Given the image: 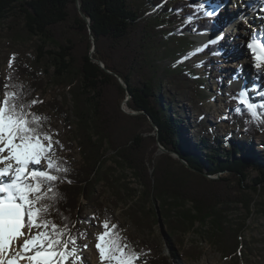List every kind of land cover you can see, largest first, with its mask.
<instances>
[{
  "label": "trees",
  "instance_id": "16d2710c",
  "mask_svg": "<svg viewBox=\"0 0 264 264\" xmlns=\"http://www.w3.org/2000/svg\"><path fill=\"white\" fill-rule=\"evenodd\" d=\"M200 4L197 0H0V25L7 23V35L15 42L41 43H34L36 56L17 57L12 73L0 75V100L5 92L18 94L16 102L28 106L29 119L39 117L43 133H53L54 122L66 127L70 153L51 159L67 172L50 170L60 177L55 182L58 212L53 210L47 219L62 229L66 225L76 241L82 200L95 201L91 198L100 183L113 189L116 207L122 201L137 230L162 220L167 238L178 242L190 231L208 228L210 245L225 258L238 256L245 228L229 219L230 212L240 207L248 216L254 209L264 214V152L256 156L241 144L222 145V138L204 125L207 90L199 89L189 68L174 61L184 45L176 37L217 28L213 17L198 13ZM194 27L197 32L190 30ZM179 28L177 36H171ZM48 42L59 52H43ZM187 42L190 49L194 43ZM217 51V43L205 49L204 70ZM165 60L172 64L163 66ZM48 86L65 91L61 98L43 102L37 94ZM234 100L245 118L238 139L251 141L264 135V109L259 107L264 97L253 104L257 119L239 102V95ZM184 103L198 115L191 130L192 146L185 138V127L191 125L186 123ZM124 104L136 115L126 114ZM160 147L178 154L184 163L168 154L154 159ZM107 150L113 152L116 166L130 171L140 189L130 188L122 176L112 179ZM107 223L116 225L119 238L137 253L136 264L140 255L149 259L148 264L178 260L173 253L170 258L160 254L149 258L112 217ZM185 254L190 260L201 256L189 249Z\"/></svg>",
  "mask_w": 264,
  "mask_h": 264
},
{
  "label": "rangeland",
  "instance_id": "374dc122",
  "mask_svg": "<svg viewBox=\"0 0 264 264\" xmlns=\"http://www.w3.org/2000/svg\"><path fill=\"white\" fill-rule=\"evenodd\" d=\"M197 1L202 3L200 4L202 6L201 8L195 7L197 9H202L201 12L198 13H202L203 15H205V13H212L213 16H218V19H215V22L219 30H215L216 32L212 31L187 34L181 37H176L177 32L181 31L180 28L173 31L171 36L176 37L175 39L178 41H184V45L181 49H179V51H181L180 54L176 53L179 54L178 59H175L174 61L177 62L179 60L182 65L189 68L195 79L200 82L199 89L207 90L203 95L205 106L204 125L211 127L214 134H218L222 138V145L225 146V142L229 145V147L241 144L243 147L247 146V148L253 150L256 156H261L264 152V135H261L251 141L238 139L237 137V135L241 133V127L245 123V118L239 111L238 102L234 100V97H237L239 93L243 91L246 93L247 102L249 104H255L260 102L264 97L260 95V93L264 92V87H257L260 89V92H257L256 90V92L253 93L248 89L235 87L230 88L227 86V81L232 79L233 74H241L242 70L240 68V61L243 57L235 54H232L231 57L224 56L227 52L224 46L225 41L223 38L225 36L224 34L227 33V28L224 29V25L222 27L219 26L220 22L218 21L220 19V14L222 13L223 15L221 7L225 5L224 9L229 12V18L233 17L235 21L240 20L242 21V26L245 23L252 28L250 39L253 34H255L257 40L264 43L262 31L261 29H257L260 25H255V22L259 20V13L258 11L256 12L252 10V16L255 20H252V16L250 14H248V18L244 19L243 14L239 13L234 0H222L219 5L216 4L217 0ZM243 3L245 4L248 2L244 0ZM259 3L264 8V0H261ZM251 7L252 6H249V8ZM226 20L223 21L225 24ZM232 27V36L228 33L230 36V42H232V38H234L233 36L240 30L237 23H234ZM190 30L192 32H197L196 27L191 28ZM262 30L264 31V26L262 27ZM7 32V23L4 22L0 25V75L3 77L12 73L13 60L17 57L30 60L31 55L36 56L37 54L34 43L36 42L38 45H41L38 39H34L31 42L21 40L15 42L7 35ZM222 32L225 33L217 37V35ZM208 35L213 39H210L205 44L199 42L204 36ZM171 36L169 35V38H171ZM219 37H222V39L220 38L221 40L218 41L220 44L217 52L219 53L216 54V52L215 55L211 57L206 71L204 70L203 64L206 58L205 54L202 53V50L209 44L217 41ZM235 39H238L237 36ZM187 41H192L194 43L190 49H188L189 47ZM234 42L235 41L232 43ZM42 51L54 53L59 52V49L52 42H48L43 46ZM219 56H223L220 63H218ZM171 64L172 62L170 60H165L162 63V65L166 67H169ZM244 66L247 67V76L245 79L250 80V83L254 87L256 80L254 76L255 72L249 63L244 62ZM222 71H224V73L226 72V76H223ZM64 91L65 90L56 89L53 86H48L45 91L39 92L37 96L40 97L43 102H46L55 96L61 98ZM67 99L70 100V97H67ZM183 105L184 111L187 115L186 123L191 125V128L185 127V138L188 139L192 146L194 143L191 130L195 127L194 121L197 119L198 115L196 112L191 110L189 104L184 103ZM122 109L126 114L130 113L125 104L122 106ZM53 126H56V128L53 133L50 134L54 141L51 158L53 156H67L70 153V144L68 142L70 136L67 129L62 122H54ZM228 133H232L234 135L232 136L233 138L229 139L227 136ZM162 154L167 153L165 152V149L160 147L157 149L154 159L158 158ZM105 157L108 159L106 164L107 167L113 171L112 179L122 176L123 182H125L126 185L128 184L130 188L140 189L129 170H124L114 164L113 152L111 150L106 151ZM74 159L76 162L79 161V155L77 152L74 154ZM31 167L34 170H47V161H44L42 169L40 166ZM255 177L256 173L253 172L252 178ZM113 195L114 192L112 188H110L107 184L100 183L95 187L94 195L91 198H96L95 201L90 200L87 202L86 200H82L84 212L79 215V219L81 221L76 224V229L79 231V239L75 244L67 248L68 252L75 249L76 256L75 258L71 256L64 261L63 264H81V255L88 259L86 261L91 262V256H94V253H96V236L103 232L104 229L102 225L111 217L118 223V225H120L127 239L140 244L144 250H147V256L150 255L149 258H152L156 254H160V256L165 258H170L173 253L176 257H178L175 264H264V214L261 210L254 209L250 216H248L244 209L240 207L233 209L230 212L229 219L236 221L237 223H244L245 228L240 235L242 248L240 249L238 256L234 258H225L216 247L210 245L208 228L190 231L186 235L180 237L178 242L167 238L166 230L161 219L160 224L153 225V223L149 222L147 225L148 228L143 231L137 230L129 217H127V213H125L126 209L123 208L122 201H118V205L116 207ZM254 198L257 202L260 201L258 195H254ZM85 244L88 245L87 250H83L82 248ZM187 249H189L190 252H198L199 256L201 255L200 258L196 260L188 259L185 254ZM148 263L149 259L147 260L140 255L139 264Z\"/></svg>",
  "mask_w": 264,
  "mask_h": 264
},
{
  "label": "snow or ice",
  "instance_id": "6c2138e0",
  "mask_svg": "<svg viewBox=\"0 0 264 264\" xmlns=\"http://www.w3.org/2000/svg\"><path fill=\"white\" fill-rule=\"evenodd\" d=\"M246 46L257 73L264 72V43L253 34ZM260 95L264 96V92ZM17 98L18 94L5 92L0 100V264H63L69 256L75 258V249H64L76 240L66 225L62 229L47 216L53 210L58 212L55 182L60 177L50 170L67 169L54 164L52 136L41 131L39 117L28 118V106L17 103ZM239 102L257 119V106L247 102L243 91L239 93ZM31 103L35 105L37 101ZM259 107L264 109V105ZM261 124L264 126V121ZM44 161L48 170L30 167L42 169ZM102 227L105 231L96 236L95 243L99 264H136L137 253L119 238L114 231L117 226L110 227L105 222ZM65 236L69 238L63 239ZM82 248L87 250L88 245ZM81 264H87L82 255Z\"/></svg>",
  "mask_w": 264,
  "mask_h": 264
},
{
  "label": "bare ground",
  "instance_id": "6f19581e",
  "mask_svg": "<svg viewBox=\"0 0 264 264\" xmlns=\"http://www.w3.org/2000/svg\"><path fill=\"white\" fill-rule=\"evenodd\" d=\"M234 1H235V4L237 6L239 13L243 14L244 19L248 18V14H250L252 16V10H254L256 12L258 11L259 16L264 17V11H262V9H264V8L259 3L261 0H246L248 3H245V4L243 3L244 0L243 1L242 0H234ZM216 2H217L216 4L219 5L220 2H222V0H219V2L217 0ZM224 6L225 5H223L221 7L223 15H222V13L220 14V19L218 21L220 22L219 26L222 27L224 25L223 28L224 29L227 28V33L222 32V33L217 35V37H218V36H221L223 33H225L224 34L225 36L223 39L225 41L224 46L226 48L227 53H225L224 56L231 57L232 54H235V55H241L243 57V59L240 61V68L242 70L241 74L240 75L233 74L232 79L227 81V86L230 88L235 87V88L248 89L249 91H252L253 93H255L256 90H257V92H260V89H258L257 87H261V88L264 87V72H261L259 74L257 73V70L253 67L252 54L250 53L249 49L246 46L247 42L250 40V36H251L250 34H251L252 28L249 25H246L245 23L242 26V21H240V20L235 21L233 17L229 18L228 17L229 12L224 9ZM249 6H252V7L249 8ZM232 9H233V7H232ZM260 17H259V20H257V22H255V25L256 24L260 25V27H258L257 29H259V30L261 29L262 34L264 36V31L262 30V27L264 26V20L260 19ZM235 18H237V17H235ZM224 20H226V24L223 22ZM252 20H255L253 16H252ZM234 23L238 24L240 30L236 33V35L233 36L234 38H232V42L233 41H235V42L232 43L229 41V37L232 36V32H233L232 26L234 25ZM228 33L231 35L229 36ZM236 36L238 39H235ZM210 39H213V38L209 35L204 36L201 40L199 39L200 40L199 42H201L202 44H205ZM222 59H223V56L222 57L219 56L218 63H220L222 61ZM244 62L249 63V65L251 66V68H253V71L255 72L254 76H255L256 80H255V86L254 87L250 83V80L245 79V77L247 76V74H246L247 67L244 66ZM222 73H223V76H226V72L224 73V71H222ZM230 78H231V76H230ZM5 180H6V178H5ZM91 257H92L91 262L87 261V264H99V259H98V256L96 255V253H94V256H91ZM84 259H86V258H84ZM86 260H88V259H86ZM24 264H27V262L26 263L24 262Z\"/></svg>",
  "mask_w": 264,
  "mask_h": 264
},
{
  "label": "water",
  "instance_id": "95a60500",
  "mask_svg": "<svg viewBox=\"0 0 264 264\" xmlns=\"http://www.w3.org/2000/svg\"><path fill=\"white\" fill-rule=\"evenodd\" d=\"M80 14H81L82 18L86 19L82 13H80ZM86 20H87V22H89L88 19H86ZM100 65H101L102 68H104L102 64H100ZM118 81H119V83H120L123 87H126V85L124 84V82L122 81L121 78L118 77ZM129 114H131V115H136V113H129ZM150 121H151V120H150ZM151 125L154 126L153 123H151ZM165 152H166L167 154H170L174 159H176V160H178V161L184 163L183 160L179 157L178 154H175V153L169 152V151H167V150H165Z\"/></svg>",
  "mask_w": 264,
  "mask_h": 264
}]
</instances>
